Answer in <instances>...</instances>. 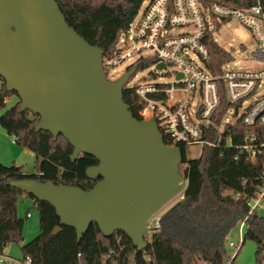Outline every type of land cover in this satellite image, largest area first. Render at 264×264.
<instances>
[{
    "label": "trees",
    "instance_id": "16d2710c",
    "mask_svg": "<svg viewBox=\"0 0 264 264\" xmlns=\"http://www.w3.org/2000/svg\"><path fill=\"white\" fill-rule=\"evenodd\" d=\"M69 25L88 42L101 47L104 57L116 49L120 32L134 18L144 0H56ZM206 3L210 0H204ZM247 6L255 0H216ZM211 58L209 66L219 73L222 64L231 54L220 47L210 34L207 37ZM154 58L138 61V68L152 66ZM0 109L7 99L17 95L9 91L1 78ZM221 104L213 118L220 123L231 104L226 100L220 85ZM123 98L135 117L141 118L140 98L134 88L126 86ZM21 101L0 116V125L16 143L36 154V171L24 172L21 166H6L0 162V251L11 242H22L25 218L19 216L18 200L26 194L11 184L14 180L36 179L41 182L77 185L86 190L93 187L94 179L86 174L89 166L99 163L91 154H81L75 161L70 157L73 146L62 134L56 140L49 131L35 130L39 116L30 110L21 111ZM248 128L237 121L226 127L223 143L232 135L235 144L241 143ZM264 132V127L262 129ZM217 137L216 130L209 135ZM183 154L185 180L183 197L159 218L160 229L150 237L147 247L138 250L125 231L117 230L110 236L102 234L92 222L81 239L76 228L60 225L54 206L32 195L33 207L39 211L38 235L22 244V257L28 264H247L238 261V252L228 254V236L239 224L245 222L242 245L247 240L257 244L256 256L264 251V213L250 212L248 200L255 197L264 186V150L255 163L236 159L233 147L204 146L201 155L187 160ZM28 212V211H27ZM27 214V213H26ZM27 217V216H26ZM56 225L62 229L52 234ZM240 247V248H241ZM239 248V249H240Z\"/></svg>",
    "mask_w": 264,
    "mask_h": 264
},
{
    "label": "water",
    "instance_id": "95a60500",
    "mask_svg": "<svg viewBox=\"0 0 264 264\" xmlns=\"http://www.w3.org/2000/svg\"><path fill=\"white\" fill-rule=\"evenodd\" d=\"M103 56L69 25L58 1L0 0V77L7 90L17 92L21 111L39 116L36 131L70 141L73 161L95 156L99 163L86 174L100 177L86 190L36 179L11 184L51 203L60 225L75 227L78 240L95 222L105 236L125 231L140 250L148 245L146 221L186 189L183 154L164 142L156 120L135 117L124 101L137 66L110 80Z\"/></svg>",
    "mask_w": 264,
    "mask_h": 264
},
{
    "label": "built area",
    "instance_id": "2783aa9c",
    "mask_svg": "<svg viewBox=\"0 0 264 264\" xmlns=\"http://www.w3.org/2000/svg\"><path fill=\"white\" fill-rule=\"evenodd\" d=\"M232 19L250 31L254 41L250 58L261 68L228 67L234 55L225 48L231 59L222 64L221 72L209 66L207 37ZM119 34L115 52L102 58L107 75L128 61L132 63L126 71L136 65V75L140 69L137 62L152 58V65L161 73L172 68L174 81L169 84L145 81L131 85L142 103L141 119L156 120L167 145L233 147L238 152L236 159L243 155L246 161H257L264 150V0L247 6L216 0H144ZM159 63L165 68L157 67ZM220 85L231 107L218 123L213 116L221 104ZM239 120L248 128L241 143L235 144L232 135L223 143L226 127ZM213 129L215 139L208 136ZM247 204L250 212L264 210V186ZM26 216L30 217V212ZM159 218L154 225H147V233L159 230ZM243 227L244 221L241 231ZM230 245L241 247L239 242ZM4 257L0 251V264H5Z\"/></svg>",
    "mask_w": 264,
    "mask_h": 264
},
{
    "label": "rangeland",
    "instance_id": "374dc122",
    "mask_svg": "<svg viewBox=\"0 0 264 264\" xmlns=\"http://www.w3.org/2000/svg\"><path fill=\"white\" fill-rule=\"evenodd\" d=\"M178 31H182L179 29ZM213 38L218 43V45L226 50L233 52L234 59L230 62L228 67L232 68H244V69H257L261 68L260 63H255L250 58L251 47L254 44L253 37L250 31L242 25L238 20L232 19L221 23L217 29L213 30ZM132 62H125L116 68V71L108 72V78L110 80H116L121 74H123L127 67ZM161 82L164 84H169L174 81V75L172 74V68L167 72L161 73L159 69L155 66H149L139 69L135 77L128 81V86L136 84L137 82ZM127 85V84H126ZM17 95H13L7 99V105L0 109V116L11 106L19 101ZM13 139L15 136L9 135L7 131L0 125V162L6 166L16 165L21 166L26 173H34L36 171V154L18 144L14 143ZM201 146L199 145H189L185 148V154L187 160L195 159L201 155ZM185 163L179 164V171L184 174ZM184 194V190L173 196L172 199L167 201L165 204L159 208L150 219L146 221L147 225H154L156 218L160 217L166 211L173 207V204L178 202ZM30 197L28 194H24V197H20L18 200V213L19 216L25 218V225L23 230L24 239L22 242L18 243L16 241L11 242L7 245L1 253L5 256V264H28L23 260L22 257V244L29 242L35 238L39 233L40 221H39V211L36 207H33ZM30 212L31 216L26 217V213ZM264 213V210H260ZM242 224V223H241ZM241 224L234 228L228 236L227 250L230 256L235 255L238 252V261L247 264H264V251L256 256L257 244L253 240H247L242 247H234L230 245V242L240 243L242 242ZM148 237L151 236L150 233H146ZM240 248V249H239Z\"/></svg>",
    "mask_w": 264,
    "mask_h": 264
},
{
    "label": "crops",
    "instance_id": "0c3cea01",
    "mask_svg": "<svg viewBox=\"0 0 264 264\" xmlns=\"http://www.w3.org/2000/svg\"><path fill=\"white\" fill-rule=\"evenodd\" d=\"M22 197H24V195H22ZM30 201H31V203H32V205H33V200H32V199H30Z\"/></svg>",
    "mask_w": 264,
    "mask_h": 264
}]
</instances>
